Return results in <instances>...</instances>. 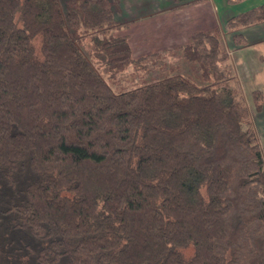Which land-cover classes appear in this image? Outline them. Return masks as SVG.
Segmentation results:
<instances>
[{
	"label": "trees",
	"instance_id": "obj_1",
	"mask_svg": "<svg viewBox=\"0 0 264 264\" xmlns=\"http://www.w3.org/2000/svg\"><path fill=\"white\" fill-rule=\"evenodd\" d=\"M117 7L0 0V264H264V152L223 32L177 50L194 78L134 58ZM261 22L226 30L242 48ZM131 66L165 75L116 92Z\"/></svg>",
	"mask_w": 264,
	"mask_h": 264
},
{
	"label": "crops",
	"instance_id": "obj_2",
	"mask_svg": "<svg viewBox=\"0 0 264 264\" xmlns=\"http://www.w3.org/2000/svg\"><path fill=\"white\" fill-rule=\"evenodd\" d=\"M116 1V17L126 25L120 34L129 37L134 58L177 51L198 31L219 30L224 38L230 34L226 30L230 19L264 5V0H205L183 6H177L174 0ZM242 32L246 39V34L252 39H247L249 45L242 48L231 39L232 43L226 48L231 58V73L237 78L245 99L248 93L256 90L263 93V108L258 111L263 113L264 22ZM250 83L254 84L246 91L245 86ZM246 102L249 106L247 99Z\"/></svg>",
	"mask_w": 264,
	"mask_h": 264
},
{
	"label": "rangeland",
	"instance_id": "obj_3",
	"mask_svg": "<svg viewBox=\"0 0 264 264\" xmlns=\"http://www.w3.org/2000/svg\"><path fill=\"white\" fill-rule=\"evenodd\" d=\"M246 36H247L248 40L252 39V36L250 37L249 34H246ZM225 37H226V40L224 39V45H225V48H227L229 43H232L233 36H232V34H226ZM160 57H163L165 59V61L170 65L176 63L175 64L176 70H178V72H180L182 74L189 75V76H192L195 78L200 73L199 69L195 65H190L187 63L179 62L180 61V55H179L178 51H173L171 53L159 54V58ZM231 66H232V64H231ZM231 66H230V68H231ZM157 69H160V68H157ZM157 69H155L149 73L138 74V73H136L134 67L131 66L125 72L120 73L116 80L110 81L109 84L112 86V88L116 92H123V91L129 90V89H132L134 87H138V86L147 84V83L151 82L152 80L158 79L161 76L165 75V74L161 75V73L158 72ZM252 84H254V83L247 84V86H245V90L246 91L250 90ZM253 88H255V87H253ZM246 99L249 102L251 115L253 117V121H254V124H255L257 133H258L260 144H261V147H262L263 152H264V112L260 113L255 109L256 106L253 103V98H252L251 92L247 94Z\"/></svg>",
	"mask_w": 264,
	"mask_h": 264
}]
</instances>
